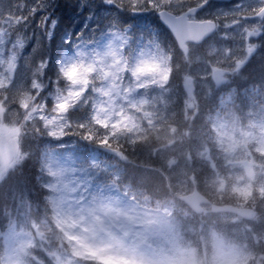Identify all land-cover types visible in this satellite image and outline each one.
<instances>
[{"label": "clouds", "instance_id": "obj_1", "mask_svg": "<svg viewBox=\"0 0 264 264\" xmlns=\"http://www.w3.org/2000/svg\"><path fill=\"white\" fill-rule=\"evenodd\" d=\"M0 264H264V0H0Z\"/></svg>", "mask_w": 264, "mask_h": 264}]
</instances>
